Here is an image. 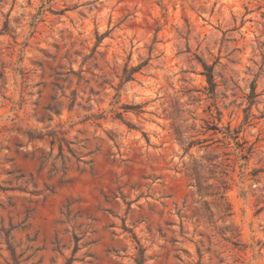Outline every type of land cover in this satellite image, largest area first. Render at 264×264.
I'll return each instance as SVG.
<instances>
[{
  "label": "rangeland",
  "instance_id": "374dc122",
  "mask_svg": "<svg viewBox=\"0 0 264 264\" xmlns=\"http://www.w3.org/2000/svg\"><path fill=\"white\" fill-rule=\"evenodd\" d=\"M0 264H264V0H0Z\"/></svg>",
  "mask_w": 264,
  "mask_h": 264
},
{
  "label": "trees",
  "instance_id": "16d2710c",
  "mask_svg": "<svg viewBox=\"0 0 264 264\" xmlns=\"http://www.w3.org/2000/svg\"><path fill=\"white\" fill-rule=\"evenodd\" d=\"M204 68H205V75H206V78H207V82L210 84L211 87L214 86V83H213V78H212V74H211V71H210V67H208L207 65L203 64ZM140 66H135V67H132L130 70H126L127 73V78H130L131 74L136 71Z\"/></svg>",
  "mask_w": 264,
  "mask_h": 264
}]
</instances>
